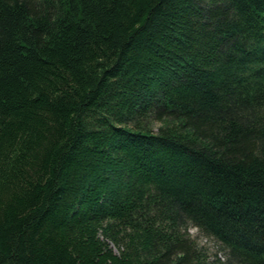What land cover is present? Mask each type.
Returning a JSON list of instances; mask_svg holds the SVG:
<instances>
[{"label":"trees","instance_id":"16d2710c","mask_svg":"<svg viewBox=\"0 0 264 264\" xmlns=\"http://www.w3.org/2000/svg\"><path fill=\"white\" fill-rule=\"evenodd\" d=\"M0 264H264V0H0Z\"/></svg>","mask_w":264,"mask_h":264},{"label":"rangeland","instance_id":"374dc122","mask_svg":"<svg viewBox=\"0 0 264 264\" xmlns=\"http://www.w3.org/2000/svg\"><path fill=\"white\" fill-rule=\"evenodd\" d=\"M190 232L197 239L198 243L204 246L208 253L213 256L218 254L223 259L226 258L224 250L221 248L220 244L212 237L202 234L197 228L191 227Z\"/></svg>","mask_w":264,"mask_h":264}]
</instances>
